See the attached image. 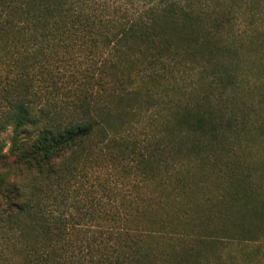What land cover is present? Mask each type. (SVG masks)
I'll use <instances>...</instances> for the list:
<instances>
[{
	"label": "trees",
	"instance_id": "trees-1",
	"mask_svg": "<svg viewBox=\"0 0 264 264\" xmlns=\"http://www.w3.org/2000/svg\"><path fill=\"white\" fill-rule=\"evenodd\" d=\"M9 127L0 264H264V0H0Z\"/></svg>",
	"mask_w": 264,
	"mask_h": 264
},
{
	"label": "rangeland",
	"instance_id": "rangeland-1",
	"mask_svg": "<svg viewBox=\"0 0 264 264\" xmlns=\"http://www.w3.org/2000/svg\"><path fill=\"white\" fill-rule=\"evenodd\" d=\"M35 134V129L31 128L30 132L27 136L32 137V135ZM12 135V128L9 127L5 130H0V140L9 142V138ZM74 165L77 167V171L74 173V175L69 176L71 180L70 183H72V188L78 187L79 184L83 183L85 190H88L91 185L96 183V173H93L92 165L93 163L91 161H83L79 160L75 157H70L64 164L61 165V168H65L67 166ZM93 173V174H91ZM73 177V178H72ZM95 184L94 186H96ZM56 192V191H55Z\"/></svg>",
	"mask_w": 264,
	"mask_h": 264
}]
</instances>
